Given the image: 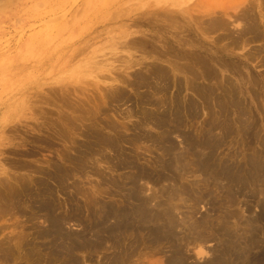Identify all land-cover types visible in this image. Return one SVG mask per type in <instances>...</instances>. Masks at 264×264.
Returning <instances> with one entry per match:
<instances>
[{"label":"rangeland","instance_id":"374dc122","mask_svg":"<svg viewBox=\"0 0 264 264\" xmlns=\"http://www.w3.org/2000/svg\"><path fill=\"white\" fill-rule=\"evenodd\" d=\"M263 3L0 0V264H264Z\"/></svg>","mask_w":264,"mask_h":264},{"label":"bare ground","instance_id":"6f19581e","mask_svg":"<svg viewBox=\"0 0 264 264\" xmlns=\"http://www.w3.org/2000/svg\"><path fill=\"white\" fill-rule=\"evenodd\" d=\"M264 1V0H263ZM264 4V3H263ZM243 11V10H242ZM241 11V12H242ZM245 11V10H244ZM248 11V10H247ZM248 12H250V10L248 11ZM251 13V12H250ZM244 14V13H243ZM247 15V14H246ZM251 15V14H250ZM255 14H253V16H254ZM244 17H245V15H244ZM243 18V17H242ZM254 18V17H253ZM218 19V18H217ZM244 19H246V18H244ZM256 19H257V16H256ZM251 20H252V18H251ZM214 21V20H213ZM212 21V22H213ZM218 21V20H217ZM212 22H210V24L212 23ZM221 22H223L222 20H221ZM217 23L218 25L219 24H223V23ZM250 22V20L248 21V23ZM216 24V23H215ZM250 24V23H249ZM213 25V24H212ZM217 25V26H218ZM228 25V24H227ZM226 26V25H225ZM211 27V30H212V27H213V29H214V25L213 26H210ZM246 27H248V26H246ZM259 24L257 23V20L254 22H252L251 21V24H250V26L244 31V32H251L252 34L253 33H255V35H259L260 34V32H258L259 30ZM215 28H216V26H215ZM207 29V28H206ZM227 29V28H226ZM215 30V29H214ZM260 30H262V29H260ZM257 32V33H256ZM264 31L262 30V32L261 33H263ZM246 33V34H247ZM241 35V34H240ZM239 36V35H238ZM221 37V36H220ZM241 37H242V35H241ZM240 37V38H241ZM222 38V37H221ZM229 39V38H228ZM237 39V38H236ZM236 39H234V40H236ZM243 41V40H242ZM239 42V41H238ZM232 43V42H231ZM235 44V43H234ZM264 48V47H263ZM262 51V50H261ZM199 56V55H198ZM202 57V56H201ZM203 58V57H202ZM202 58H198L197 60H196V62L198 63H201V64H204V60H202ZM195 59V58H194ZM208 61V60H207ZM207 65V64H206ZM184 66V65H183ZM205 66V65H204ZM190 66H188V68H189ZM194 71V70H193ZM192 71V72H193ZM214 71V70H213ZM157 72H158V75L160 76V77H158V78H163V79H166V77H167V71H165V70H157ZM190 73V74H192V75H195V76H197L199 73H195V72H193V73ZM240 75V74H239ZM243 76H245V75H243ZM144 77V76H143ZM246 77V76H245ZM241 79V78H240ZM245 79V78H244ZM257 79V78H256ZM159 80V79H158ZM196 80V79H195ZM243 80V79H242ZM161 81V80H160ZM188 82H190L189 80H187ZM163 82V81H162ZM191 82H192V80H191ZM191 82L189 83V84H191ZM252 82H253V79H252ZM255 82V81H254ZM164 83V82H163ZM166 83V82H165ZM164 83V84H165ZM177 83V82H176ZM193 83V82H192ZM247 83V82H246ZM257 83V82H256ZM256 83H253L252 85L253 86H257V84ZM157 84V83H156ZM179 84H181V81L179 82ZM195 85H197L196 83H194ZM221 84V83H220ZM251 84V83H250ZM166 85V84H165ZM164 85V87H166L167 85H169V83L165 86ZM194 85V86H195ZM230 85V86H229ZM231 85H233V84H227V87H231V93H230V95H231V98H232V100L234 101V103H235V105L238 107V109H240L241 110V105H243V104H241L240 105V103H243L241 100H242V97H241V92L240 91H238V89H237V91L235 90V88H233V86L235 85H233V86H231ZM251 85V86H252ZM250 86V87H251ZM223 87V86H222ZM233 88V89H232ZM238 88V87H237ZM164 89V88H163ZM163 89H162V91H163ZM195 89H198V85L195 87ZM200 89V88H199ZM250 89V88H249ZM230 89L228 88V91H229ZM245 90V89H244ZM253 91H254V88H253ZM252 90H251V92H253ZM198 92V91H197ZM255 92V91H254ZM253 92V93H254ZM177 97V96H176ZM204 97V96H203ZM208 97V96H207ZM177 98H179V97H177ZM181 100V99H180ZM237 109V110H238ZM242 109H243V107H242ZM244 109H245V107H244ZM181 112V111H180ZM237 112V111H236ZM246 112V111H245ZM241 118V117H240ZM250 118V117H249ZM248 118V119H249ZM250 120V119H249ZM157 122H158V120H157ZM257 122V121H256ZM251 123H253L254 125L256 124V123H254V122H251ZM165 124V123H164ZM244 125V124H243ZM246 125V124H245ZM249 126V125H248ZM247 126V127H248ZM251 126V125H250ZM246 127V126H245ZM241 128H242V126H241ZM255 129V128H254ZM245 130V129H244ZM257 130V129H256ZM260 130V129H259ZM243 131V130H242ZM252 132H253V130H252ZM250 133V132H249ZM257 133V132H256ZM256 133H254L255 135H256ZM254 136V135H253ZM253 136H249L251 139H252V137ZM257 136H258V134H257ZM257 136H255V137H257ZM259 138V137H258ZM262 138V137H261ZM258 140V139H257ZM263 141H264V139H262ZM253 141V140H252ZM255 141V140H254ZM112 143H113V141H111ZM259 142V141H258ZM111 143V144H112ZM251 143V142H250ZM206 146L207 147V145H208V143H200V145L199 146ZM251 145V144H250ZM253 145V144H252ZM209 148V147H208ZM208 148H206V149H208ZM210 150V149H209ZM202 151V150H201ZM100 154V153H99ZM207 155H209V154H207ZM258 157V154L256 155V153H255V155H251V158H250V160H249V163H250V165L251 166H256V161H255V157ZM79 157V156H78ZM201 159H202V157H201ZM257 160H258V158H257ZM207 162H206V160L204 161V160H202V161H200L199 162V164H200V166H201V168H203V167H205L207 164H206ZM57 165H59V164H57ZM249 165V164H248ZM259 165V164H258ZM263 165V164H262ZM169 166V165H168ZM171 167V166H170ZM227 167V166H226ZM240 167V166H239ZM263 167V166H262ZM254 168V167H253ZM252 168V169H253ZM230 169V168H229ZM59 170V169H58ZM62 170V169H61ZM223 170V169H222ZM251 170V169H250ZM224 171V170H223ZM247 171V170H246ZM245 171V172H246ZM57 172V171H56ZM61 172V171H60ZM255 173V172H254ZM262 173V172H261ZM144 175H147V173H143ZM229 170H228V172H227V178H229ZM236 174H237V172H236ZM67 175V174H66ZM239 175V174H238ZM252 176H253V174H252ZM251 176V177H252ZM250 177V176H249ZM63 178V177H62ZM237 178V177H236ZM245 178V177H244ZM243 179V178H242ZM235 180V179H234ZM63 181H64V179H63ZM237 181V180H236ZM243 181V180H242ZM61 183V182H60ZM83 189V188H82ZM187 193V192H186ZM189 194V193H188ZM16 195V194H15ZM180 195V194H179ZM135 197H136V193H135ZM137 198V197H136ZM16 199V198H15ZM15 202V201H14ZM167 203V202H166ZM43 205V204H42ZM133 206V205H132ZM144 206V205H143ZM52 207V206H51ZM137 207V206H136ZM142 207V206H141ZM46 208V207H45ZM49 208V207H48ZM15 209V208H14ZM52 209V208H51ZM144 209V208H143ZM135 210V229H147L148 231H149V233H150V235L148 234V236H149V238L151 239V241L153 240V241H164V240H167V242L168 243H171V242H173L174 241V236L170 233L171 231H172V229H171V231H169L168 229H166V231L167 232H164V229H165V227H166V225H164V220H168L169 222H174V220H173V218L172 217H174V216H171V212L170 213H164V214H162V215H159V214H152L151 212H149V211H147V210ZM113 210V209H112ZM169 210V209H168ZM171 211V210H170ZM51 212V211H50ZM113 212H114V210H113ZM91 213V212H90ZM112 213V212H111ZM76 214V213H75ZM114 214V213H113ZM118 214H119V212H118ZM121 214V213H120ZM130 214V213H129ZM125 215V214H124ZM54 216V215H53ZM108 217H109V219H110V217H115V215H107ZM122 216V215H121ZM156 216H158L157 218H156ZM55 217V216H54ZM72 217H73V215H72ZM117 217V216H116ZM115 217V218H116ZM50 222L55 226V227H57L58 226V222H57V220L56 219H54L53 217H52V215H50ZM59 218V217H58ZM74 218V217H73ZM119 218H120V216H119ZM161 218V219H160ZM163 218V219H162ZM75 219V218H74ZM105 219V218H104ZM121 219V218H120ZM125 219V218H124ZM123 219V220H124ZM126 219H127V217H126ZM78 221V220H77ZM109 221V220H108ZM127 221V220H126ZM107 222V221H106ZM128 222V221H127ZM105 223V222H104ZM117 224H118V222H116ZM121 223V222H120ZM163 224V225H161V224ZM60 224V223H59ZM128 224V223H127ZM154 224H156L155 225V227H154ZM168 224V223H167ZM170 224V223H169ZM172 224V223H171ZM170 224V225H171ZM103 225V224H102ZM105 225H106V223H105ZM144 225H146V227H144ZM96 226V225H95ZM169 226V225H168ZM175 226V225H174ZM178 226V225H177ZM52 228V227H51ZM86 228V227H85ZM89 228V227H88ZM106 228V227H105ZM112 228H113V226H112ZM179 228H180V226H179ZM87 229V228H86ZM94 229H97V227L96 228H94ZM93 229V230H94ZM108 229V228H107ZM115 229V228H114ZM54 230V229H53ZM64 230V229H63ZM191 230V229H190ZM61 231H62V229H61ZM96 231H98L95 235H96V240L97 241H89L86 237H84V234L82 235V236H76L77 238H80V239H77V238H73V236H69L68 234H66V237H64V236H62V237H60V238H66V239H64V242L62 243V244H60V246H62V247H60V249L61 250H57V249H55L54 251H53V253H54V255H56V256H61L62 257V255H66V256H68V257H70L71 255H73L74 254V251L76 250V251H78V249H85V248H87V247H89V246H92V245H96L97 244V246H100V244L99 243H101L100 242V231L99 230H95V232ZM112 231H113V229H112ZM142 231V230H141ZM88 232V231H87ZM175 232V231H174ZM44 233V232H43ZM62 234V233H61ZM141 234V233H140ZM103 235V234H102ZM43 236V235H42ZM45 236H47V235H45ZM44 236V237H45ZM115 236V235H114ZM147 236V235H146ZM192 236V235H191ZM56 237V236H55ZM52 238H54V237H52ZM195 238L196 239H198L199 237H197V236H195ZM201 238V237H200ZM199 238V239H200ZM69 239V240H68ZM191 239V238H190ZM194 239V238H193ZM91 240V239H90ZM103 240V239H102ZM186 240V239H185ZM49 241V240H48ZM55 242V241H54ZM57 242H58V240H57ZM166 242V241H165ZM192 242H194V240L192 241ZM198 242V240L196 241V243ZM52 243H53V241H52ZM96 243V244H95ZM54 244V243H53ZM52 247V246H51ZM57 247L59 248V246H58V243H57ZM57 250V251H56ZM81 251V250H80ZM176 253V252H175ZM39 254H41V253H39ZM42 256V255H41ZM75 256V255H74ZM73 257V256H72ZM180 258H181V256L180 255H172L171 256V258H170V261H169V263L170 264H179V262L178 261H180ZM79 259V258H78ZM219 259V258H218ZM39 260V259H38ZM72 260V258L70 257V261ZM38 262V261H37ZM82 263V262H81ZM43 264V263H42ZM69 264V263H68ZM72 264H78L76 261H75V258H73V262H72Z\"/></svg>","mask_w":264,"mask_h":264}]
</instances>
